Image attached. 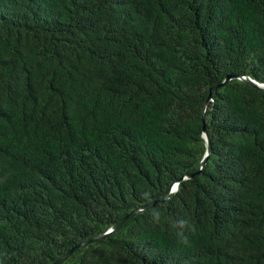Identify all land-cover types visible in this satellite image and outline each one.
Segmentation results:
<instances>
[{"label": "trees", "instance_id": "obj_1", "mask_svg": "<svg viewBox=\"0 0 264 264\" xmlns=\"http://www.w3.org/2000/svg\"><path fill=\"white\" fill-rule=\"evenodd\" d=\"M240 77L264 85V0H0V264L152 202L60 264H264V91Z\"/></svg>", "mask_w": 264, "mask_h": 264}, {"label": "water", "instance_id": "obj_2", "mask_svg": "<svg viewBox=\"0 0 264 264\" xmlns=\"http://www.w3.org/2000/svg\"><path fill=\"white\" fill-rule=\"evenodd\" d=\"M233 78H234V77H231V76L226 77L224 83H228V82H229L231 79H233ZM239 79H241V80L244 81L246 84H248V85H250V86H252V87H256V88L261 89V90L264 91V85L259 84V83L255 82L254 80H252V79H250V78H248V77H240ZM215 89H216V88H213V89L211 90V92H212L213 90H215ZM211 92H210V93H211ZM210 98H211V95H209V97H208V99H207V103L210 101ZM203 119H204V117H202V120H203ZM203 137H204V140L206 141L207 147H206L205 155H204L203 159H202L201 162H200V165H199V168H198V171L196 172V174H198L199 171H200V169L204 166V164L206 163V161H207V159H208V157H209V155H210V152H211V150H210V140H209L208 135L206 134V129H205L204 126H203ZM189 177H191V176H188V178H189ZM176 187H177V184H174L169 192L174 191V190L176 189ZM167 197H168V194H167V195L165 196V198H164L162 201H160V202H163ZM156 203H158V202H152V203L148 204L147 206L143 207L141 210H145V209L151 208V207H153ZM141 210L134 211V212H132L129 216L124 217L123 219H121L120 221H118V222H117V223H116L111 229H109L105 234L100 235V236L95 237V238H92V239H89V240H86V241H84V242L78 244L77 246H75L74 248H72L69 252H67L66 254H64L61 258H59V259H58L56 262H54L53 264H60L64 259H66L69 255H71V254H72L76 249H78L79 247L84 246V245H87V244L92 243V242H96L97 240L103 238L104 236H106V235H108V234L114 232V231L117 229V227H119L122 223H124L125 221H127L131 216H133L135 213H137V212H139V211H141Z\"/></svg>", "mask_w": 264, "mask_h": 264}]
</instances>
